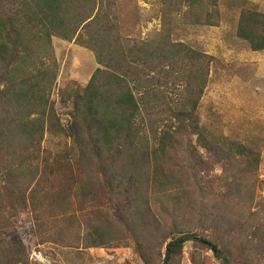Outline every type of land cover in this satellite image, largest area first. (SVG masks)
<instances>
[{
  "label": "trees",
  "instance_id": "obj_1",
  "mask_svg": "<svg viewBox=\"0 0 264 264\" xmlns=\"http://www.w3.org/2000/svg\"><path fill=\"white\" fill-rule=\"evenodd\" d=\"M179 1L170 0L176 16L183 12ZM179 3L188 9L187 23L220 24L218 0ZM171 26L134 41L120 33L116 0H0V152L18 164L9 171L21 183L11 195L28 196L40 175L45 132L59 125L51 97L59 73L52 40L75 41L93 52L99 68L86 85L66 88L72 122L61 133L70 138L73 166L81 173L82 202L94 203L103 183L115 195V220H91L85 249L112 245L123 227L136 241L152 244L149 250L165 238V257L153 252L159 261L150 253L147 261L138 249L144 264H171L189 241L223 264L264 258V214L253 212L257 145L201 123L213 59L173 41ZM236 34L253 52H264V14L243 10ZM205 155L221 167L216 186L203 174ZM6 213L0 203V218ZM166 220L172 224L165 226ZM6 225L0 221V264H40L30 260L21 239L7 240ZM225 235L231 241L223 244Z\"/></svg>",
  "mask_w": 264,
  "mask_h": 264
},
{
  "label": "rangeland",
  "instance_id": "obj_2",
  "mask_svg": "<svg viewBox=\"0 0 264 264\" xmlns=\"http://www.w3.org/2000/svg\"><path fill=\"white\" fill-rule=\"evenodd\" d=\"M179 2L183 12L176 16V6L170 0H116L120 33L134 41L147 40L162 31L164 23L172 21L173 41L212 57L209 81L198 115L201 123L215 134L249 146L257 145L260 159L253 212L260 210L264 214V52H253L236 34L241 12L247 9L264 14V0H218L220 24L217 27L187 23L184 16L188 9ZM52 44L59 73L51 97L59 125L49 126L45 132L38 159L40 175L27 197L18 191L11 195V190L21 183L9 170L19 166L12 163L6 150L0 152V203L7 211L0 218L7 222L4 235L8 241L21 239L33 263L144 264L137 254L138 249H142L147 261L148 253L153 260L159 261L153 252L156 250L165 257L162 235L155 241L154 249L149 250L152 244L136 241L123 227L119 239L112 245L99 249L84 247V236L91 220H115V205L110 201L115 195L103 183L102 193L94 203L82 202L77 194L80 171L73 166L75 154L70 149V138L61 132L72 122V105L66 88L75 82L78 86L86 85L99 65L93 52L75 41L53 38ZM204 162L206 172L203 174H208L216 186L222 174L221 167L206 155ZM155 213L162 212L155 210ZM169 224L172 222L166 220L165 226ZM119 227L114 226L115 229ZM204 236L210 239L211 231ZM222 241L223 244L231 241L230 236L225 235ZM250 263L264 264V258L247 260V264ZM171 264L223 263L213 251L189 241L183 253L173 257Z\"/></svg>",
  "mask_w": 264,
  "mask_h": 264
},
{
  "label": "built area",
  "instance_id": "obj_3",
  "mask_svg": "<svg viewBox=\"0 0 264 264\" xmlns=\"http://www.w3.org/2000/svg\"><path fill=\"white\" fill-rule=\"evenodd\" d=\"M35 256V258H37V256L36 255H34ZM32 259H35L33 256L31 257ZM38 259V258H37ZM36 260V259H35Z\"/></svg>",
  "mask_w": 264,
  "mask_h": 264
}]
</instances>
